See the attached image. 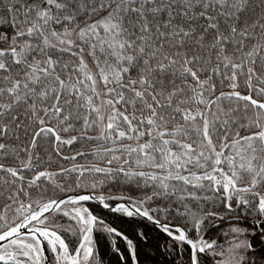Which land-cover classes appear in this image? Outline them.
I'll list each match as a JSON object with an SVG mask.
<instances>
[{
	"label": "snow or ice",
	"instance_id": "6c2138e0",
	"mask_svg": "<svg viewBox=\"0 0 264 264\" xmlns=\"http://www.w3.org/2000/svg\"><path fill=\"white\" fill-rule=\"evenodd\" d=\"M161 256L264 264V0H0V264Z\"/></svg>",
	"mask_w": 264,
	"mask_h": 264
},
{
	"label": "trees",
	"instance_id": "16d2710c",
	"mask_svg": "<svg viewBox=\"0 0 264 264\" xmlns=\"http://www.w3.org/2000/svg\"><path fill=\"white\" fill-rule=\"evenodd\" d=\"M109 218H112V217L109 216ZM117 223H119V222L117 221ZM125 227H126V226H125ZM152 235H153V241H152V242L155 244V243L158 242L159 237L157 236L156 233H153ZM159 242L162 243V240H159ZM107 259H108V260H112V259H114V258L112 257L111 254H109L108 257H107ZM172 259H173V257H167V259H165L164 256H161V257H160V264H171Z\"/></svg>",
	"mask_w": 264,
	"mask_h": 264
}]
</instances>
